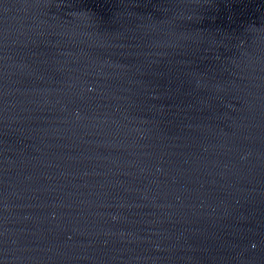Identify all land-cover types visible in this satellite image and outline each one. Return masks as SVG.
<instances>
[{"label": "water", "instance_id": "1", "mask_svg": "<svg viewBox=\"0 0 264 264\" xmlns=\"http://www.w3.org/2000/svg\"><path fill=\"white\" fill-rule=\"evenodd\" d=\"M0 264H264V0H0Z\"/></svg>", "mask_w": 264, "mask_h": 264}]
</instances>
